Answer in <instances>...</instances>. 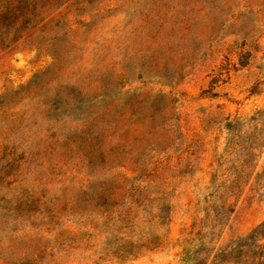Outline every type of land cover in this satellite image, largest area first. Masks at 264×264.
Here are the masks:
<instances>
[{
	"label": "rangeland",
	"instance_id": "obj_1",
	"mask_svg": "<svg viewBox=\"0 0 264 264\" xmlns=\"http://www.w3.org/2000/svg\"><path fill=\"white\" fill-rule=\"evenodd\" d=\"M17 2L0 264H188L264 223V147L226 129L264 110V0Z\"/></svg>",
	"mask_w": 264,
	"mask_h": 264
},
{
	"label": "trees",
	"instance_id": "obj_2",
	"mask_svg": "<svg viewBox=\"0 0 264 264\" xmlns=\"http://www.w3.org/2000/svg\"><path fill=\"white\" fill-rule=\"evenodd\" d=\"M17 4H20L17 0H5L0 5V35L17 31V28L19 29L21 15H16L12 21L10 19L18 10L22 11L21 6L18 5L19 7L17 8L13 6ZM8 45L5 40L0 39V48ZM226 129L232 141H238V148L241 150V157L244 158V162L248 164L251 161H256L258 155L255 152L264 147V110H259L246 119L236 118L229 120L226 124ZM233 177L232 180L229 179L227 184H225L223 193L234 195L241 188L239 185L241 173L236 171ZM226 205L224 203L223 207H220L218 211L212 212V220L220 223L223 218H226L227 212L233 210L231 206L227 209ZM263 228L264 223L247 236L235 241L231 246L215 249L212 254L210 253L202 259L196 257L188 264H225L224 262H227L228 258L233 257L239 260L236 264H249V262L250 264H264V243H262L264 237L261 232Z\"/></svg>",
	"mask_w": 264,
	"mask_h": 264
}]
</instances>
